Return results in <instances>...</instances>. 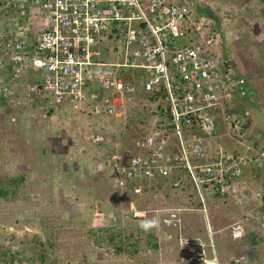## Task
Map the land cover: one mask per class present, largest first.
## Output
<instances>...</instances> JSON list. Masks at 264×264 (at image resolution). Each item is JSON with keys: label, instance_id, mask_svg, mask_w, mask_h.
<instances>
[{"label": "built area", "instance_id": "obj_1", "mask_svg": "<svg viewBox=\"0 0 264 264\" xmlns=\"http://www.w3.org/2000/svg\"><path fill=\"white\" fill-rule=\"evenodd\" d=\"M212 26L187 0H0V106L42 107L43 119L67 108L100 145L95 157H103L102 172L115 187L140 195L148 183L168 181L176 189L187 181L206 214L204 191L233 195L246 169L264 164V146L247 145L252 134L240 111L252 99L246 79L200 44ZM132 81L160 93L165 111L156 107L164 119L134 141L135 154L123 157L109 151L110 135L134 98ZM222 137L239 150L225 149ZM253 194L263 209L264 190ZM163 212L162 223L177 228L180 209ZM263 215L255 217L262 228ZM247 220L232 224L231 233L243 232ZM258 260L247 255L230 264H264Z\"/></svg>", "mask_w": 264, "mask_h": 264}, {"label": "rangeland", "instance_id": "obj_2", "mask_svg": "<svg viewBox=\"0 0 264 264\" xmlns=\"http://www.w3.org/2000/svg\"><path fill=\"white\" fill-rule=\"evenodd\" d=\"M187 1L198 13L201 7L204 14H212L211 32L200 44L228 58L246 79L252 98L242 107L252 134L247 145L251 148L257 141L258 146H264V4L261 0ZM133 97L121 118V133L115 128L117 131L110 135L117 149L149 133L155 121L164 119L156 111L157 105L149 107L145 99ZM21 105L17 104L16 110L0 106V188L9 191L6 198H0V264H33L40 255L46 258L45 264H209L195 258L199 255L194 252L200 249L213 262V255L219 254V238L224 245V257L218 256L221 264H228L226 254L230 252H237V257L256 255L259 262L264 258V242L252 254L246 252L252 247L242 238L244 233L229 236L230 226L247 217L244 235L254 233L264 241L263 228L255 221L257 215L264 214V208L256 209L252 200L245 205L243 199H212L213 195L204 191V200H208L204 214L192 185L184 193L195 199L192 196L188 201L180 195L183 205L174 206L182 212L175 232L162 236L159 227L158 250H153L152 243L147 244L146 236L140 234L136 254L128 255L133 251L128 247L115 254L118 241L104 244L98 236L107 229L127 236L138 232L127 227L134 211L132 195L108 183L103 164H94L97 159H93L92 149L86 148L84 140L90 134L84 133L80 120L66 118L59 111L46 120L41 117L42 107ZM255 149L248 152L249 158L254 157ZM259 166L245 173L242 187H248L252 195L256 189L264 190V164ZM94 188L101 192L89 196ZM146 189L139 199L143 206L135 211L154 222L161 218L165 205L170 208L176 204L173 198L178 191L171 189L168 181L148 183ZM96 211L101 214H94ZM205 236L215 250L192 245H198L197 240ZM186 252L195 257L183 259L181 255Z\"/></svg>", "mask_w": 264, "mask_h": 264}, {"label": "trees", "instance_id": "obj_3", "mask_svg": "<svg viewBox=\"0 0 264 264\" xmlns=\"http://www.w3.org/2000/svg\"><path fill=\"white\" fill-rule=\"evenodd\" d=\"M262 1V3L264 4V0H261ZM199 12L200 13H202L203 15H205V16H207V17H213L211 14H210V12H207L206 14H204V11L205 10H201V7H199ZM132 75V74H131ZM132 82H134V81H132ZM135 83V82H134ZM135 86H136V93H135V95H137L138 96V98H141V99H145L146 101H149V102H152V103H154V104H157V107H158V109H161L163 112L165 111V103H164V101H163V98L161 97V95H160V93L159 94H157V95H155V94H153L152 92H144L143 91V89H142V87L140 86V85H137V83H135ZM164 106V107H163ZM162 107V108H161ZM16 110V109H15ZM240 111L246 116V118H248V114H247V112L245 111V110H243V109H240ZM53 114V110L52 109H50L49 111H48V113H47V117H50V115H52ZM164 116H167V113L166 114H164ZM48 119V118H47ZM46 119V120H47ZM248 120V119H247ZM107 123H109V124H111V125H113V120H107L106 121ZM249 123V122H248ZM116 128H118V130H119V132H118V134H120L121 133V130H122V121H120L118 124H117V126H116ZM138 138H141V137H137V138H135V139H133L132 140V142L129 144V145H122V147H120V149H117V147L116 146H113V148H109V151L110 150H112V151H110V152H114V153H117L119 156H123V157H127V156H131V155H133V154H135V151H134V141L136 140V139H138ZM221 143L225 146V149H227V150H229V151H238L239 150V147L236 145V144H234V142L233 141H231L230 139H228V138H225V137H222L221 138ZM230 143H233L234 145L233 146H231L230 145ZM114 144V143H113ZM257 141L256 142H254V145L255 146H257ZM103 157H100L99 159H97L96 157H95V159L94 160H96V161H98V162H96V161H94L95 163L94 164H96L97 163V165L98 164H100V162H101V159H102ZM99 166V165H98ZM247 170V169H246ZM250 170H255V169H253V168H251ZM249 170V171H250ZM103 173V172H102ZM103 175H105L104 173H103ZM246 176V175H245ZM245 176H244V178H245ZM107 177V176H106ZM107 180H109V182H110V179H108V177L106 178ZM245 181V180H244ZM171 189H172V187H170ZM191 188V183L190 182H187V181H184V183L182 184V187L180 188H176V189H173L174 191H178V192H176L175 193V195H177V196H180V195H182L184 192L186 193L189 189ZM146 190V189H145ZM144 190V191H145ZM8 190L7 189H4V188H0V198H6L7 196H8ZM194 193H197L196 191H195V189L193 188V194ZM247 193H248V191H247V188H244L243 189V187H242V185L240 186V187H238L237 188V190H236V192L235 193H233V195H230V196H225V197H223L222 199H236V200H238V199H242L243 197L245 198V199H243V203L245 204V205H247V203H250V199L251 198H247ZM177 196H176V199H175V202H176V204H172V206L173 207H170V208H166V205L164 206V208L163 209H172V208H177V207H174V206H180V205H183V204H180L181 203V201H179L178 200V198H177ZM193 196V198H194V195H192ZM192 196L191 195H186L185 196V198L188 200V201H190V200H192ZM216 197H218V196H216V195H213L212 196V199H216ZM218 198H220V197H218ZM195 199V198H194ZM197 199V198H196ZM207 202H208V200L206 201V204H207ZM255 206H256V204L254 203V202H252ZM209 204V203H208ZM244 204H241V206H243ZM198 206H201V202H200V199H199V202H198ZM209 206V208H210V206H211V203L208 205ZM254 206V207H255ZM182 208V207H181ZM256 209H259L260 210V208L259 207H255ZM198 209V208H197ZM146 211H148V210H146ZM149 212V211H148ZM181 213L182 212H180L179 213V215H181ZM185 213V212H184ZM133 223V224H132ZM257 225H259V224H257ZM260 226V225H259ZM127 227H132V228H134V230H137L138 232L137 233H135L134 235L133 234H131V235H123V233L122 232H113V231H110L109 229H107L106 231H104V232H102L101 231V233H100V235L98 236V240H100V242L101 243H104V244H110V245H112V244H114L115 243V241H118V243H119V247L117 248V252L115 253V254H118L119 252H125L124 250H125V248L126 247H128V248H131V249H133V251L130 253H127L128 255L129 254H131V255H134V254H136L137 253V250H139L138 249V244H139V240H138V237H137V235H140V234H144L145 236H146V238L148 239V242H147V244H151L152 243V245H151V247H152V249L153 250H158V248H159V240H160V238H161V235H164V236H166V234L168 233V232H170V234H172V232H175V227H173V226H165L163 223H162V221H161V218H159V219H157V220H154V222L152 221V219H151V217H149L148 216V218L146 217H143V218H139V219H135V220H131V222L129 223V225L127 226ZM159 227L161 228V235L159 234ZM261 227V226H260ZM163 229H165V231L163 230ZM245 231V230H244ZM242 232V233H244L245 234V232ZM263 231H264V228H263ZM247 233V232H246ZM159 234V235H158ZM236 234H238V233H235V234H232V233H230L229 234V236H231L232 237V235H236ZM242 235L243 237V239L245 238L246 239V241H248L249 242V246L248 247H257L258 245H259V243L261 242L260 240H261V238H260V236H256L254 233H247L246 235ZM125 241V243H124V246L122 245V243ZM223 239H220L219 238V247L220 248H223ZM207 245V247L209 246V244L207 243L206 244ZM236 245V241H234L233 242V245L231 246V248L233 249L234 248V246ZM120 247L121 248H123V250L122 249H120ZM209 248V247H208ZM256 250L257 249H254V250H247L246 252H251L252 254H255L256 253ZM5 251V250H4ZM221 253V252H220ZM3 254H5L4 252H3ZM220 255H222V257H224L223 255H224V253L222 252ZM235 255H237V252H230V253H228V254H226V257L229 259V262L230 263H232V260L234 259V256ZM256 256V255H255ZM44 260H46V258L44 257V256H39L36 260H35V262L33 263V264H45V263H43V261ZM46 264H50V262H46Z\"/></svg>", "mask_w": 264, "mask_h": 264}, {"label": "crops", "instance_id": "obj_4", "mask_svg": "<svg viewBox=\"0 0 264 264\" xmlns=\"http://www.w3.org/2000/svg\"><path fill=\"white\" fill-rule=\"evenodd\" d=\"M190 1H193V0H190ZM210 1H214V0H210ZM232 59V58H231ZM68 109L67 108H62V109H60L59 110V114L60 115H63L64 117H66V118H69L70 116H69V114H68ZM43 131V130H42ZM85 132V134H87V132L86 131H84ZM89 134V133H88ZM84 140H85V143H86V148H91L92 150H91V153L93 154L92 156H94V155H97L98 154V152H99V147H100V145H98L96 142H94V141H90V140H88V139H85L84 138ZM230 145L231 146H233L234 144L233 143H230ZM97 149V150H96ZM95 150V151H94ZM100 158V156H97V159H99ZM98 162V161H97ZM101 166V165H100ZM105 176V175H104ZM106 177V176H105ZM107 180V179H106ZM108 181V183H110L112 186H114L112 183H111V181L109 182V180H107ZM165 184H167L166 182H165ZM244 188V187H243ZM245 188H248V187H245ZM147 190V189H146ZM145 190V191H146ZM113 191H115V190H113ZM248 193H247V198H252L253 196H252V194L250 193L251 192V190L248 188ZM101 191H97V189H93V192L91 193V192H89V196H98V194L100 193ZM127 193H129V194H131L132 195V197H133V200H131L130 201V204H131V206H132V208H133V210L135 211V210H139L138 209V207H142L143 205H141L140 204V197H142L143 196V192H142V194H140V195H133L131 192H129L128 190L126 191ZM208 195V194H207ZM176 196L177 195H175V198H173V200L175 201V199H176ZM185 196H186V194L185 193H183L182 194V198H185ZM177 198H178V200L180 201V196H177ZM242 199H245L244 197L242 198ZM251 200V199H250ZM149 211V210H148ZM94 214H96V215H100L101 213H97V211L94 213ZM162 236H164V235H162ZM201 239H202V241H201ZM204 240V241H203ZM262 240V239H261ZM187 240H185V241H183L184 243L186 242ZM199 241V242H198ZM197 244L198 245H195V243H193L192 245H194V246H200L201 248H205L206 247V244L205 243H209V239H208V237H204V238H200L199 240H197ZM261 242H264V241H261ZM259 246V245H258ZM257 246V247H258ZM197 249H198V247H197ZM219 250H217V253H219L218 254V256L220 257V259L221 258H223L222 257V255H220V252L222 253V249L219 247L218 248ZM255 249V247H253V248H251V250H254ZM202 251L204 252V250L202 249ZM197 254V255H199V256H197V257H195V254ZM194 253H191V254H188L187 252H186V254L185 253H183L181 256L183 257V259H185V260H187L188 258H189V260H192L191 258H198V260H201V262L202 261H205L206 259H205V257H207L208 258V260H206V261H208V262H210V257L211 256H205V254H201L202 252H200V249H199V251H198V253H196V252H194ZM234 257H237V255H235ZM254 258H255V256H253ZM179 258V257H178ZM199 258H201V259H199ZM255 259H258L257 257L255 258ZM197 260V259H196ZM197 260V262H200V261H198ZM191 262H193V261H191ZM223 261H217V264L219 263V264H221ZM209 264H212V263H209Z\"/></svg>", "mask_w": 264, "mask_h": 264}, {"label": "clouds", "instance_id": "obj_5", "mask_svg": "<svg viewBox=\"0 0 264 264\" xmlns=\"http://www.w3.org/2000/svg\"><path fill=\"white\" fill-rule=\"evenodd\" d=\"M249 89V88H248ZM250 92V91H249ZM251 95V94H250ZM93 158H95V155L93 156ZM249 170V169H248ZM244 186V185H243ZM125 192L127 191V190H124ZM208 196H210L209 194H208ZM253 197L251 198V200H252V202H254L255 203V197H254V195H252ZM205 205H206V201H205ZM201 209H202V204H201ZM207 210V209H206ZM136 212V211H135ZM207 213V212H206ZM142 214V217H140V218H143V217H145V213H141ZM161 215V218H163V217H165V215H166V212L164 213H162V214H160ZM131 219L132 220H135V219H139V218H133V217H131ZM209 246H211L210 244H209ZM214 256H216L217 257V259H218V256H217V254L216 255H213V262L212 261H210V263L212 262V264H216V261H214ZM206 261V260H205ZM218 261H220V259L218 260ZM228 264H230V262H228Z\"/></svg>", "mask_w": 264, "mask_h": 264}, {"label": "flooded vegetation", "instance_id": "obj_6", "mask_svg": "<svg viewBox=\"0 0 264 264\" xmlns=\"http://www.w3.org/2000/svg\"><path fill=\"white\" fill-rule=\"evenodd\" d=\"M212 15V14H211ZM214 19H216V18H214Z\"/></svg>", "mask_w": 264, "mask_h": 264}]
</instances>
